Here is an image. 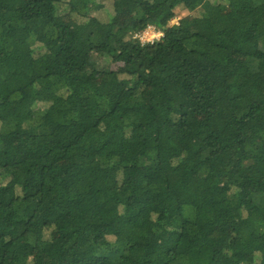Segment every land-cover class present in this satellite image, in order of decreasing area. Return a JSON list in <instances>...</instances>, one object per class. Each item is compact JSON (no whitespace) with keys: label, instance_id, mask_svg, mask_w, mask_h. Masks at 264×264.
Returning <instances> with one entry per match:
<instances>
[{"label":"trees","instance_id":"16d2710c","mask_svg":"<svg viewBox=\"0 0 264 264\" xmlns=\"http://www.w3.org/2000/svg\"><path fill=\"white\" fill-rule=\"evenodd\" d=\"M105 1L0 0V264H264V0Z\"/></svg>","mask_w":264,"mask_h":264},{"label":"rangeland","instance_id":"374dc122","mask_svg":"<svg viewBox=\"0 0 264 264\" xmlns=\"http://www.w3.org/2000/svg\"><path fill=\"white\" fill-rule=\"evenodd\" d=\"M100 2L103 3V5L105 6V10L103 11V15L106 17L107 13H109V11L112 10V6H111V2L110 1H105V0H99ZM108 11V12H107ZM192 13H190L186 8H183V7H179L175 10V18H173L171 21H170V24H178L182 19H186V18H191L190 15H192ZM151 33H149V35H147L148 38H151ZM99 58V57H98ZM102 65H107V62L103 61L102 60ZM112 68H115L116 69V65H111Z\"/></svg>","mask_w":264,"mask_h":264},{"label":"built area","instance_id":"2783aa9c","mask_svg":"<svg viewBox=\"0 0 264 264\" xmlns=\"http://www.w3.org/2000/svg\"><path fill=\"white\" fill-rule=\"evenodd\" d=\"M150 32H152L151 38H148L147 35H149ZM161 37H162L161 31L155 28L154 26H148L144 30L134 35V38L138 39L142 45L147 43H153L154 41H158Z\"/></svg>","mask_w":264,"mask_h":264}]
</instances>
